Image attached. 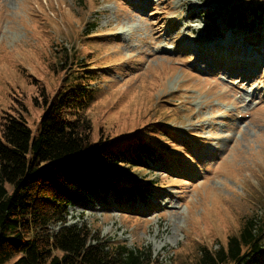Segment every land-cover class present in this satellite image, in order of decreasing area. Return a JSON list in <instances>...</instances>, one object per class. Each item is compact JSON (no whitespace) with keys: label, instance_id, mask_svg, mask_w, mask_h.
<instances>
[{"label":"rangeland","instance_id":"rangeland-1","mask_svg":"<svg viewBox=\"0 0 264 264\" xmlns=\"http://www.w3.org/2000/svg\"><path fill=\"white\" fill-rule=\"evenodd\" d=\"M69 85L91 88L94 144L154 153L123 169L145 198L89 195L68 225L192 264L264 216V0H0V118L36 136Z\"/></svg>","mask_w":264,"mask_h":264},{"label":"trees","instance_id":"trees-1","mask_svg":"<svg viewBox=\"0 0 264 264\" xmlns=\"http://www.w3.org/2000/svg\"><path fill=\"white\" fill-rule=\"evenodd\" d=\"M90 89L64 86L44 105L36 136L22 119L0 118V264H158L150 248L110 247L84 224H67L69 207L89 195L145 198L123 169L146 167L154 153L141 137L94 144ZM263 245L264 216L255 215L192 264H246Z\"/></svg>","mask_w":264,"mask_h":264},{"label":"bare ground","instance_id":"bare-ground-1","mask_svg":"<svg viewBox=\"0 0 264 264\" xmlns=\"http://www.w3.org/2000/svg\"><path fill=\"white\" fill-rule=\"evenodd\" d=\"M219 122H220V121H219ZM222 123H223V122H222ZM222 123H221V124H222ZM226 124H227V123H226ZM218 126H219V125H218ZM221 127H222V125H221ZM223 128H224V127H223ZM194 147H195V146H194ZM197 147H198V146H197ZM154 199H155V198H154ZM199 228H200V227H199ZM204 228H205V227H204ZM200 230H201V229H200ZM208 230H209V229H208ZM208 230H207V231H208ZM203 231H204V230H203ZM200 232H201V231H200ZM208 232H209V231H208ZM212 232H213V231H212ZM203 233H204V232H203ZM203 233H202V234H203ZM209 233H211V232H209ZM213 233H214V232H213ZM205 234H206V232H205ZM216 234H217V233H216Z\"/></svg>","mask_w":264,"mask_h":264}]
</instances>
